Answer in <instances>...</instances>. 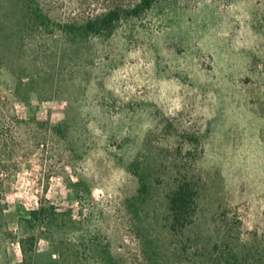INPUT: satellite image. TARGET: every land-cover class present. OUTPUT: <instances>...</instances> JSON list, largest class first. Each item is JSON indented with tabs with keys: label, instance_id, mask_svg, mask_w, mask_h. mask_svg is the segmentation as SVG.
<instances>
[{
	"label": "rangeland",
	"instance_id": "rangeland-1",
	"mask_svg": "<svg viewBox=\"0 0 264 264\" xmlns=\"http://www.w3.org/2000/svg\"><path fill=\"white\" fill-rule=\"evenodd\" d=\"M139 1L0 0V264L264 263V0L59 28ZM185 180L197 214L175 234Z\"/></svg>",
	"mask_w": 264,
	"mask_h": 264
},
{
	"label": "trees",
	"instance_id": "trees-1",
	"mask_svg": "<svg viewBox=\"0 0 264 264\" xmlns=\"http://www.w3.org/2000/svg\"><path fill=\"white\" fill-rule=\"evenodd\" d=\"M167 2L168 0H140L136 5L121 9L116 8L109 11L107 14L101 15L100 17L90 20L81 26L64 24L60 25V30L68 33H76L79 36L89 37L91 35H101L103 33L111 32L115 26L121 23L124 17L140 18L147 13L151 12L155 7L159 6L162 2ZM32 10L30 11V21L41 26L48 27L50 23L49 17L42 11L37 3L32 2ZM143 182V177L140 175ZM147 186L143 182L142 192L146 193ZM198 199V189L196 184L192 181L185 180L180 182L176 189L170 191L167 194L168 201V211L170 215V231L175 234H179L189 229L195 221L197 214V203ZM43 212V209L32 211L30 219L26 220L27 223L32 224L33 219L39 218V215ZM233 230V228L228 231ZM229 256V254L227 255ZM234 257V258H233ZM231 260H238L235 256H230ZM218 258V262H219ZM224 260L227 264H230L229 258ZM244 260H241V262ZM260 264H264L261 262Z\"/></svg>",
	"mask_w": 264,
	"mask_h": 264
}]
</instances>
